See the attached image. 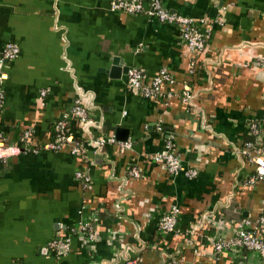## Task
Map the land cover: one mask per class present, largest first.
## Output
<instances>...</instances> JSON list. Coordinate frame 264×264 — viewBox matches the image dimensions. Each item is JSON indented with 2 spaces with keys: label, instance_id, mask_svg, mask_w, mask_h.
Here are the masks:
<instances>
[{
  "label": "crops",
  "instance_id": "1",
  "mask_svg": "<svg viewBox=\"0 0 264 264\" xmlns=\"http://www.w3.org/2000/svg\"><path fill=\"white\" fill-rule=\"evenodd\" d=\"M160 2L206 21L209 36L192 74L196 56L176 25L111 11L107 0H0V50L6 42L18 46L0 82L5 141L18 143L24 129L32 130L31 143L49 138L48 127L69 118L80 88L90 95L92 124L70 132L119 140L114 132L121 128L131 143L106 144L101 154L84 147L81 157L66 147L28 151L0 162V264H124L122 251L133 264H262L254 251L215 253L212 242L234 235L242 218L264 217V179L246 184L254 167L236 153L252 138L251 121L264 148V0ZM124 66L139 68L146 81L165 68L175 84L163 90L187 82L199 114L175 96L146 98L127 88ZM157 123L173 133L195 177L170 175L151 160L164 140ZM134 166L140 176L129 178ZM78 169L87 186L74 177ZM170 206L178 208L175 234L157 228ZM78 220L93 227L91 239L73 235L66 252L48 247ZM192 223L193 236L186 233Z\"/></svg>",
  "mask_w": 264,
  "mask_h": 264
},
{
  "label": "built area",
  "instance_id": "2",
  "mask_svg": "<svg viewBox=\"0 0 264 264\" xmlns=\"http://www.w3.org/2000/svg\"><path fill=\"white\" fill-rule=\"evenodd\" d=\"M108 8L111 11H122L127 14H144L146 17L154 18L158 22L172 24L178 27L180 40L184 43L188 51L196 57H193L189 63L188 74H192L197 58L204 50L206 40L209 36V28L206 21L202 18L193 19L188 16L175 14L166 10L160 0H107ZM18 54V46L14 42H6L0 50V82L7 78L4 65L7 61L13 60ZM198 56V57H197ZM199 59V58H198ZM124 84L127 88L136 90L143 97H155L163 95L166 99L172 96L177 97L186 107V110L199 114L194 107L193 99L195 90L187 82H182L175 90L165 89L163 86H172L175 84L173 76L165 68H160L147 81L144 80L142 73L137 67H130L127 70ZM39 95H44V90L40 89ZM3 94L0 91V104ZM90 95L80 88H76L74 97L72 98L69 109V117L71 116L76 123V127L85 129L92 124L89 117ZM62 119V120H61ZM54 121L53 129L56 135L53 138H46L39 142L31 143L34 138L32 130L24 129L20 134L18 143H8L5 141L3 134L0 132V162H5L8 158L25 153L36 152L40 150H56L66 147L68 152L74 156L81 157L84 147H90L92 153L101 154L106 144H116L121 148L127 149L131 143L129 140H116L113 135L96 136L87 138L76 137L70 132L67 119L61 118ZM155 130L163 135V144L160 149L151 153L150 158L153 162L160 163L165 171L170 175L181 173L186 178L196 176V169L186 167L182 164L179 154L174 145V135L169 130H164L160 123L155 125ZM258 125L256 121L246 124V131L251 135L250 140H246L236 150L239 156L245 157L248 162L253 165V173L245 181L246 184H253L256 181L264 179V148L255 140L258 134ZM129 178H137L140 176L139 170L134 166L128 170ZM74 177L80 181L82 186H87L89 177L78 169L74 172ZM127 177L120 182L125 181ZM178 208L170 206L169 209L161 216L158 223V230L163 233H177L176 218ZM198 223H192L186 233L195 235ZM235 234L227 238H217L212 242V249L215 253H219L225 249H245L254 251L260 258V262L264 264V217L259 216L254 220L247 218L240 219L235 224ZM73 235L86 236L92 238L94 236L93 227L86 220L77 221L75 225L70 226L63 238L51 240L47 243L51 249H61L66 252L69 249L70 241ZM195 240V237H193ZM197 243V240L194 241ZM198 249L193 253L200 252ZM120 258L124 264H133L134 258H129L122 251ZM181 258H177L176 263ZM116 264V263H109Z\"/></svg>",
  "mask_w": 264,
  "mask_h": 264
},
{
  "label": "water",
  "instance_id": "3",
  "mask_svg": "<svg viewBox=\"0 0 264 264\" xmlns=\"http://www.w3.org/2000/svg\"><path fill=\"white\" fill-rule=\"evenodd\" d=\"M118 59H113L112 60V66L110 67V72H114V71H117L116 68H114V66L116 65ZM128 69V67L124 66L123 67V70L126 71ZM115 137L117 139H119L120 141H124L126 139V135H127V132L125 129H121V128H118V129H115ZM0 168H1V163H0Z\"/></svg>",
  "mask_w": 264,
  "mask_h": 264
},
{
  "label": "trees",
  "instance_id": "4",
  "mask_svg": "<svg viewBox=\"0 0 264 264\" xmlns=\"http://www.w3.org/2000/svg\"><path fill=\"white\" fill-rule=\"evenodd\" d=\"M89 117H90V115H89ZM67 122H68L69 128L76 127V123L71 116L67 119L66 124H67ZM53 124H54V122L52 124H50V126L48 127V133L46 134V136L49 138H53L56 135V131L53 129Z\"/></svg>",
  "mask_w": 264,
  "mask_h": 264
}]
</instances>
